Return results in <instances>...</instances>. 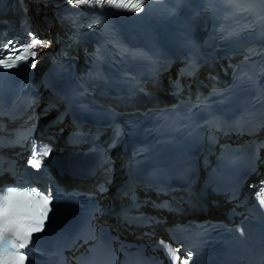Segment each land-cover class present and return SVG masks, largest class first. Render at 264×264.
<instances>
[{"label":"snow or ice","instance_id":"snow-or-ice-1","mask_svg":"<svg viewBox=\"0 0 264 264\" xmlns=\"http://www.w3.org/2000/svg\"><path fill=\"white\" fill-rule=\"evenodd\" d=\"M108 4L117 9L140 12L145 0H72L74 4L83 3ZM19 43V42H16ZM48 43L34 34H29L20 48L12 41L0 46V53L8 51L5 57L0 55V67L14 68L23 63L25 66L35 67L37 52L35 49L46 48ZM19 53V54H17ZM41 151L33 149V159L29 161L33 168L40 169L44 157L49 156L51 149L41 146ZM261 203H264V189L258 193ZM54 203L51 190L42 192L39 189L30 191H17L9 189L6 194H0V264H7L11 257L14 264H25L26 253H20L18 249L27 248L34 237V233L44 231L49 213ZM19 242L18 244L16 242ZM163 244V241L161 242ZM16 249V251H13ZM169 251H171L169 247ZM175 255V254H173ZM191 253H189V258ZM188 264V260L184 261Z\"/></svg>","mask_w":264,"mask_h":264},{"label":"bare ground","instance_id":"bare-ground-1","mask_svg":"<svg viewBox=\"0 0 264 264\" xmlns=\"http://www.w3.org/2000/svg\"><path fill=\"white\" fill-rule=\"evenodd\" d=\"M33 10H34V8H32V14L34 13ZM36 24L37 25H41L42 21L39 18H37L36 19ZM43 30L48 31L49 28H43ZM78 182L79 181H77V180H73L70 183L69 182L65 183V182H63V180H61V183H63V185L65 187H70V186L77 187V186H80V184ZM183 206L185 208V211L183 213L172 214L171 216L169 214H167V213H164L166 215V218H167L166 224H170V223H172V222H174L176 220H178L179 222H182L184 219L192 218V217H196L198 219H204L206 217L207 218L218 217V215L220 214L219 210H221V208H223V206H221V205H217V206L209 205V206H207L205 208V210L202 213H197V212L194 213V212H192L191 205L189 207L188 204H183ZM151 233L152 234H157V235H161L162 234L159 227H154ZM133 235H135V234L134 233L128 234L127 238L133 239ZM145 236H147V237H145L146 239L149 238L148 235H145Z\"/></svg>","mask_w":264,"mask_h":264}]
</instances>
